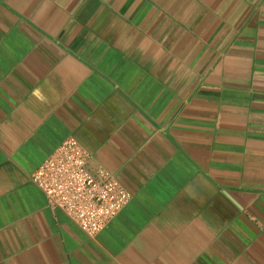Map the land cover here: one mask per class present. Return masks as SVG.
Here are the masks:
<instances>
[{
    "label": "crops",
    "instance_id": "1",
    "mask_svg": "<svg viewBox=\"0 0 264 264\" xmlns=\"http://www.w3.org/2000/svg\"><path fill=\"white\" fill-rule=\"evenodd\" d=\"M70 136L95 236L30 178ZM0 264H264V0H0Z\"/></svg>",
    "mask_w": 264,
    "mask_h": 264
},
{
    "label": "built area",
    "instance_id": "2",
    "mask_svg": "<svg viewBox=\"0 0 264 264\" xmlns=\"http://www.w3.org/2000/svg\"><path fill=\"white\" fill-rule=\"evenodd\" d=\"M89 153L70 136L30 174L48 205L63 211L83 232L95 236L130 202L116 178L88 167Z\"/></svg>",
    "mask_w": 264,
    "mask_h": 264
}]
</instances>
